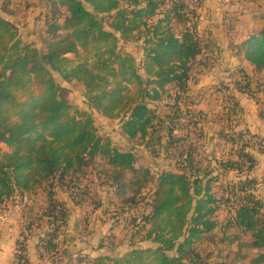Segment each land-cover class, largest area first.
<instances>
[{"label": "trees", "instance_id": "16d2710c", "mask_svg": "<svg viewBox=\"0 0 264 264\" xmlns=\"http://www.w3.org/2000/svg\"><path fill=\"white\" fill-rule=\"evenodd\" d=\"M202 2L50 0L40 47L24 42L17 26L0 17V207L10 197L22 202L45 196L43 205L23 214L15 264H29L28 241L36 228L40 259L48 256L54 264L65 256L60 248L69 207L57 193L75 205L92 201L101 208L98 187L123 208H140L133 217L138 239L123 256H98L89 264H235L247 257L250 264H264V201L258 196L264 178L251 175L254 135L221 130L220 139L234 148L207 166L205 144L197 139L204 115L189 93L206 46L196 12ZM131 43L142 45V58L125 48ZM242 46L246 59L264 71V26ZM90 50L97 52L92 63L68 56L81 58ZM55 73L83 82L90 110L71 111ZM240 76L234 88L247 91L249 77ZM94 110L118 118L134 147L164 153L174 163L158 173L138 167L133 149L98 131ZM190 111L193 119L183 123ZM231 172L238 179H229ZM142 243L151 245L137 246ZM74 261L84 262L70 257Z\"/></svg>", "mask_w": 264, "mask_h": 264}, {"label": "rangeland", "instance_id": "374dc122", "mask_svg": "<svg viewBox=\"0 0 264 264\" xmlns=\"http://www.w3.org/2000/svg\"><path fill=\"white\" fill-rule=\"evenodd\" d=\"M49 1L50 0H0V17L11 21L17 26L24 42H33L40 47L41 37L44 30V17L48 11ZM203 5L204 3L202 2L196 11L199 17L198 28L202 27V29L209 30L211 20L206 15L207 12H209V9ZM193 20H195L194 17ZM141 46L142 45L138 43H131L125 48L128 51L133 52L138 58H142ZM81 52V58L76 57L74 54H69L68 56L75 59L77 63L85 62L86 60H88L89 63H92L95 60V56L97 54L95 50ZM214 55H211V53L207 50L205 51V57L208 61H215V59H217L215 56L218 55V51L216 52V55ZM54 75L56 80L67 90L66 97L72 104V112L78 109L90 110L88 107V98L85 95V85L81 80L73 79L68 82L65 81L58 73H55ZM225 83H229V81L223 82L222 84H211L209 88L205 89L204 93H199V91H201L204 87L200 88V90H195L194 92V97L199 100L198 102H201L200 109H202L203 106H206L205 111L207 112V122L204 121V125L208 127V131L206 133L209 137L214 135L217 139L215 141H218L217 146H213L210 143L212 141H209V138H207V134L206 136L203 135V138L199 136L202 138L200 141L205 144L203 150L205 154L203 163L205 166H207L209 161H213L212 159L214 155L215 157H219L222 154H227L231 148H234V146L228 144L224 147V153L219 149L221 145L220 140H218L220 139V131L223 129L230 130L229 128L235 125V123H237L236 120L239 119L234 115V106L232 108L227 107L228 102H231L232 104L234 103L232 99L233 91L229 89L231 86H234V83L232 82V84H229L228 86ZM199 96L201 97L200 99ZM211 102L212 106L209 108V111H207V107H209L207 105ZM93 116L95 118V125L101 134L105 136L109 135V137H112L115 141L133 149V144L128 143L126 136L121 134V127L118 118H107L97 113L95 110L93 111ZM245 139H249V136L245 135ZM214 144L216 145V142H214ZM251 146L253 150L258 151L264 147V142L261 141L260 138H253ZM1 147L3 150H9L5 144H1ZM134 148L137 153L136 165L138 167L149 166L152 168L154 173H158L163 169L170 168L171 163H174V160L166 157L164 153H160L158 151L153 153L143 147ZM228 178L231 180L238 179L234 172L230 173ZM261 178L262 177H259V179ZM92 181L93 177H89L88 183H90V185ZM153 186L154 182L152 181L147 184L148 189H152ZM91 187H93V185H91ZM98 189L102 191L100 192V195L98 196V194H92V197L97 199L98 196V200L102 199L103 206L101 208L99 207L100 209L95 207L92 201L84 202L81 205H75L73 201L69 199L67 194L62 191H59L56 196L59 200H64L69 207L68 229L66 231L64 243L60 248L61 251L64 250L65 253L61 255H70L71 258L77 260L83 259V264H89L91 260L84 259L82 255H88L90 258V255H122L126 251L130 250L131 241L133 242L138 239L133 236V217L140 212V208H128L126 206L123 208V205L118 201L112 202L111 197L107 196L102 187H98ZM95 191L96 189L93 190V193ZM258 196L264 201V191L262 188L258 191ZM36 199L33 200V198L26 197L22 200V202L16 197L6 199L4 204L0 207V226L3 223H13L15 225L22 226L24 221L23 214L28 211V206L36 205V203L43 205L45 196L39 194L36 196ZM26 233L28 232L26 231ZM40 233V228H36L34 231L35 235L33 234L32 237L34 236L33 238H36L38 241ZM150 245V243H142L137 246L145 247ZM252 254L253 252H251V255ZM65 258L66 256H63L59 260L61 262L60 264H64ZM45 260L50 262V258L48 256L45 257ZM249 261V259L247 262L243 259L240 263L248 264ZM13 264H15V260ZM72 264H76V261Z\"/></svg>", "mask_w": 264, "mask_h": 264}, {"label": "crops", "instance_id": "0c3cea01", "mask_svg": "<svg viewBox=\"0 0 264 264\" xmlns=\"http://www.w3.org/2000/svg\"><path fill=\"white\" fill-rule=\"evenodd\" d=\"M203 3V6L209 9V12H207L206 15L211 21L209 30L202 29V27L199 28L201 37L206 46L195 62L189 100L194 103L193 108L201 111L204 115L203 123L204 121L207 122V112L205 111L206 106L202 105L203 107L200 109L201 102H198L199 100L194 97L195 90H200V88L204 87L199 91V93H204L205 89L209 88L211 84H222L223 82L229 81V83H225L228 86L229 84H232V82L234 83L235 80L237 81L241 79L240 75L242 72L246 73L250 81L247 91L238 90L234 88V86L229 88L233 91L232 99L234 101V106L236 107L234 109V115L239 118L236 120L237 123L230 128H234V130H243L244 132L249 131L250 134L260 138L261 141L264 142V71H257L246 59L244 48L242 46V43L247 40L250 35L256 33L264 26V0H203ZM216 49L218 55H216ZM206 50L209 51L211 55H214L215 52L216 56H214L217 59H215V61H208L205 57ZM200 98L201 97L199 96V99ZM207 106H209L207 107V111H209L212 102ZM207 131L208 127L203 125V131L201 132L203 133L202 135L206 136ZM201 133H199V135ZM201 137L203 138V136ZM201 137L197 139L202 140ZM207 138H209V141L213 142H210L213 146H217L218 141H215L217 139L214 135L210 137L208 135ZM218 140H220L221 145H223H220L219 149L224 153L225 145L230 143H224L221 139ZM214 142H216V145ZM202 147H204V143ZM250 149L256 159V166L251 175L257 179H259V177L264 178V147L258 151L253 150L252 146ZM133 150L136 151L134 147ZM201 155L204 160V152H202ZM214 157L215 155L213 158ZM222 157L226 158L227 154L225 153L219 157L216 156L215 158L220 159ZM0 228V264H13L21 225L18 226L13 223H3ZM33 237L31 236L28 241V263L53 264L45 259L39 258L36 251L37 239ZM65 256L64 264H70V255ZM82 256L84 259L91 260L98 256L113 258L121 257L123 255H90L91 258L88 255ZM248 259L250 260V257L245 258V261L247 262ZM211 260L212 263L218 262L216 255L215 257H212ZM221 260L222 258H219V261ZM60 263L61 262L59 261L54 264ZM235 264L241 263L239 261ZM248 264H250V261Z\"/></svg>", "mask_w": 264, "mask_h": 264}, {"label": "built area", "instance_id": "2783aa9c", "mask_svg": "<svg viewBox=\"0 0 264 264\" xmlns=\"http://www.w3.org/2000/svg\"><path fill=\"white\" fill-rule=\"evenodd\" d=\"M229 91V90H228ZM234 106V103L232 104L231 102H228L227 103V107L228 108H232ZM189 119H193V112L190 111V112H187L185 114L182 115V118H181V121L183 123L187 122ZM253 138H257L256 136H254ZM252 138V139H253ZM252 141V140H251ZM16 252V251H15Z\"/></svg>", "mask_w": 264, "mask_h": 264}]
</instances>
